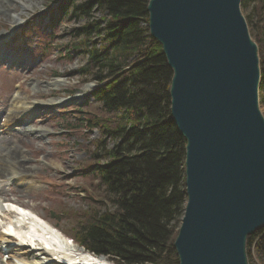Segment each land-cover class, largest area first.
Masks as SVG:
<instances>
[{"label": "trees", "instance_id": "1", "mask_svg": "<svg viewBox=\"0 0 264 264\" xmlns=\"http://www.w3.org/2000/svg\"><path fill=\"white\" fill-rule=\"evenodd\" d=\"M148 2L55 0L62 16L52 22L73 25L66 56L74 51L84 59L75 73L96 84L91 98L103 114L80 108V124L70 128L99 131L89 174L105 193L85 212L66 213L77 221L66 234L113 264H179L174 241L187 200L186 140L172 119L173 71L149 34ZM252 2L258 17L248 25L264 88V0L241 6ZM247 253L250 264H264V228L249 236Z\"/></svg>", "mask_w": 264, "mask_h": 264}, {"label": "water", "instance_id": "2", "mask_svg": "<svg viewBox=\"0 0 264 264\" xmlns=\"http://www.w3.org/2000/svg\"><path fill=\"white\" fill-rule=\"evenodd\" d=\"M241 4L147 6L149 34L173 71L172 119L186 140L187 200L174 241L179 264H250L248 238L264 228L260 57Z\"/></svg>", "mask_w": 264, "mask_h": 264}, {"label": "rangeland", "instance_id": "3", "mask_svg": "<svg viewBox=\"0 0 264 264\" xmlns=\"http://www.w3.org/2000/svg\"><path fill=\"white\" fill-rule=\"evenodd\" d=\"M12 5L22 16L16 25L7 16L0 15V53L8 56L6 60L0 59V149L11 146L26 156L27 172L22 174L26 176L20 175V183L1 179L4 195H0V201L16 200L70 238L66 231L77 221L66 213L85 212L89 203L101 200L105 193L104 188L97 185L98 180L89 174L94 169L90 150L92 142L100 137L99 131L84 127L70 129L80 124V108L103 115L91 98L96 84L83 82L75 73L85 62L80 55L71 51L70 56H66L73 25L52 26L50 20L62 16L55 0H15ZM242 13L247 23L255 20L258 17L256 3L242 7ZM250 34L255 40L252 30ZM8 62L12 65L8 66ZM58 79L63 80V86L45 89V85ZM35 83L37 88H34ZM77 95L80 97L76 98ZM16 96L28 103L40 101L48 106L21 122L22 116L12 113ZM262 97L264 88H259V99ZM260 108L264 115V103H260ZM24 128L36 130L24 136L18 132ZM38 129L45 131L36 133ZM16 216L14 212H0V233L8 232L7 224L14 222ZM4 245L7 244L0 243L2 263L24 264L18 259L34 261V256L40 252L36 242L23 244L19 238ZM75 245L83 248L77 242ZM8 247L13 250L7 251ZM18 253L26 256L18 257ZM106 261L113 264L107 258Z\"/></svg>", "mask_w": 264, "mask_h": 264}, {"label": "bare ground", "instance_id": "4", "mask_svg": "<svg viewBox=\"0 0 264 264\" xmlns=\"http://www.w3.org/2000/svg\"><path fill=\"white\" fill-rule=\"evenodd\" d=\"M14 1L15 0H0V15L7 16L12 21V23L16 25L18 23V20L22 16L19 12H17L16 9L13 8L12 4ZM6 56V54H3V57L7 58L8 56ZM33 85L34 88H37L38 86L37 83ZM63 85V80L58 79L53 81L52 83L45 85V89H48L50 87H60ZM77 97H80V95H77L76 98ZM14 101L15 104L12 106V113L22 116L21 122H24L26 117L28 118L37 111L45 108V106H48V104L41 103L40 101L28 103L20 99L18 96L15 97ZM33 130L34 129L32 128H24L19 129L18 132L23 133V135L26 136L27 132H30L31 134ZM44 131L45 130L43 129H38L36 133ZM14 150L15 149H13L11 146H4L0 149V181L2 179V182L3 180H10L16 181V183H20L22 182V179H20V175L26 176L22 174L27 172V167L25 164L27 157L22 155V153H18ZM2 187H0V195H4ZM5 205H9V207H5ZM21 209L23 211H20ZM0 212H18V214H16V220L7 224L8 232L0 233V243L7 244L4 245L6 247L9 245V243L13 242L12 236H17L20 242L23 244H34L36 242V246L40 250V252H37V256L41 259H33L34 261H29L19 258L18 260L20 261V263L48 264L52 259H55L56 261H65L68 264L108 263L97 258L98 256L94 257L91 253L78 248L75 245V242L71 240V238L65 236L59 229L51 225L42 216L34 212L29 207L18 203L16 200L3 199V201H0ZM12 250L13 248H10V252ZM21 254L23 253H18L16 255L19 257V255ZM0 264L12 263L0 262Z\"/></svg>", "mask_w": 264, "mask_h": 264}, {"label": "snow or ice", "instance_id": "5", "mask_svg": "<svg viewBox=\"0 0 264 264\" xmlns=\"http://www.w3.org/2000/svg\"><path fill=\"white\" fill-rule=\"evenodd\" d=\"M5 207H9V205H5ZM14 207V206H13ZM20 211H23L22 209Z\"/></svg>", "mask_w": 264, "mask_h": 264}]
</instances>
